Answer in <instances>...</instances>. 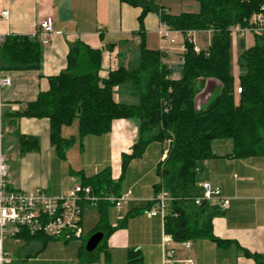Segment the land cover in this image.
Listing matches in <instances>:
<instances>
[{
	"label": "trees",
	"instance_id": "obj_1",
	"mask_svg": "<svg viewBox=\"0 0 264 264\" xmlns=\"http://www.w3.org/2000/svg\"><path fill=\"white\" fill-rule=\"evenodd\" d=\"M139 8L137 58L120 64L100 76L101 51L83 42L74 43L66 55L65 69L47 78L48 88L40 91L33 102L25 103L16 118L47 119L50 143L61 156L73 139L60 136V129L78 119L79 138L101 136L111 130L120 119H133L138 124V135L129 155H122V173L126 164L140 158L152 142L168 141L165 158L158 164L159 182L153 186L154 195L163 189L170 197L163 218V232L175 243L207 239L220 247L224 241L212 233V220L223 214L218 206L194 200L201 195L197 175L201 163L214 157L211 142L229 139L228 159L264 157V33L253 34V44L245 47L238 42L237 63L241 68L238 86L241 92L235 98L234 77L229 66V38L233 25H246L253 15L264 16V0H187L198 4L197 12L178 15L166 13L156 0H118ZM156 13L159 23L172 30L209 31L210 42L200 53H194L186 44L183 62L165 64V53L149 50L144 45L143 19L147 13ZM41 45L38 38L6 36L0 46V69L37 70ZM173 76H177L176 79ZM206 80L215 81L220 89L208 103L197 108L195 98ZM126 86L137 104L116 102L114 88ZM20 152L38 148L35 138L18 135ZM96 196H121L120 180L112 181L108 169L82 179ZM111 203L97 205L98 221L91 231L101 232L103 239L92 252H86L80 239L61 240L42 234L23 231L18 238L26 242L43 239L39 249L29 255L36 257L49 240L77 241L80 263L97 262L102 255L109 264L107 239L124 227L127 217L111 227L106 208ZM149 201L146 209H149ZM131 215L130 212L127 214ZM255 264H264V257L243 251ZM125 264H143L140 255L129 251Z\"/></svg>",
	"mask_w": 264,
	"mask_h": 264
},
{
	"label": "crops",
	"instance_id": "obj_2",
	"mask_svg": "<svg viewBox=\"0 0 264 264\" xmlns=\"http://www.w3.org/2000/svg\"><path fill=\"white\" fill-rule=\"evenodd\" d=\"M156 1L166 13L176 15L167 11L162 0ZM0 8L8 12L7 19H0V35L4 37H30L41 20L48 16L52 18L53 35L49 45L40 48L38 69L3 71L9 85L1 90L0 98L6 136L4 150L8 156L9 186L24 192L42 188L48 195L57 196L60 192L68 190L62 187L58 172H55L60 168L61 159H64V151L60 156L51 145L48 120L16 118L11 114L20 112L25 103L33 102L40 91L48 88L47 78L65 69L68 50L76 42H83L90 48L101 51V77L115 68L114 57L119 59L125 54L135 59L131 45L137 46L138 38L133 37V34L138 31V17L141 11L118 0H0ZM159 24L156 13L145 15L144 45L149 50H163L162 52L165 51L163 48H166L163 62L167 65L177 64L178 47L161 44L157 35ZM253 39L254 35L251 33L241 37L245 47L251 46ZM209 40L210 36L205 45ZM233 77L235 86L238 84V76ZM173 78L176 79L177 76ZM219 89L215 81L206 80L195 98V104L204 106ZM114 100L120 102L118 99ZM138 124L133 119L115 120L108 133L101 136H85L79 140H76L75 135H67L64 126L61 127L60 136L73 139V143L64 150H110L107 159L101 160L99 165L85 169L81 164L77 171L70 169L72 184H81L82 179L92 177L105 169L110 173L111 166H114V171L121 169L119 164H122V155L131 153L132 145L137 139ZM18 135L35 138L38 148L20 152ZM106 139L113 142L112 147L109 148ZM160 144H164L165 149H161ZM151 147L161 150L155 163L157 181L151 183L152 196L139 191L140 188L137 187L140 179L131 184L132 190L123 191L120 186L121 195L130 191L125 203L128 205L127 214L130 212L131 215H128L124 227L115 230L107 239L109 264H125L129 251L138 253L143 264H161L163 220L159 216L148 217L145 211L148 210V202L154 197L153 186L159 182L156 168L165 158L168 141L152 142L145 150ZM213 155V158L202 162L205 165L201 166L197 181L198 184L208 182L217 187L221 196L229 200L223 214L212 220V233L224 241V245L218 247L207 239H200L189 241V248H184L180 243L173 242V264H180L178 262L182 260H191L192 264H255L251 258L244 256L243 251L264 257V157L241 159L240 165L239 159L220 164L224 162L218 159L225 158V155ZM240 166L241 176L235 173ZM110 178L114 182L117 181L116 175L112 173ZM95 210L98 217L97 209ZM121 219L122 216H118L115 224L109 225L113 227Z\"/></svg>",
	"mask_w": 264,
	"mask_h": 264
},
{
	"label": "built area",
	"instance_id": "obj_3",
	"mask_svg": "<svg viewBox=\"0 0 264 264\" xmlns=\"http://www.w3.org/2000/svg\"><path fill=\"white\" fill-rule=\"evenodd\" d=\"M8 12L0 8V19H7ZM52 18L46 17L41 20L30 37H37L41 46H48L53 35ZM246 33H264V16L253 15L247 20L246 25H233L230 34L241 38ZM199 34L210 36L209 31L195 30H172L168 26L160 23L157 35L164 46H176L179 50V62H183V54L186 52V44H191L194 53H200L208 47H201L196 42ZM4 36L0 35V46L4 41ZM210 42V40H209ZM166 51V48H163ZM163 51V50H162ZM164 51V52H165ZM9 85V80L3 75L0 69V92ZM241 88L237 86L235 93L239 94ZM5 128L3 125V110L0 98V264L9 262L7 252L4 249V242L11 240L17 242L18 236L27 231L29 234H42L46 237L59 238L61 240L80 239L81 217L84 209H96L100 201H106L114 205L117 209L128 201L130 192L119 197L96 196L92 194L90 187L74 184L72 188L60 192L57 196L48 195L42 188H34L28 192L14 190L7 181L8 156L4 151L3 140ZM201 190L200 197L194 200L195 205L206 202L209 205L218 206L225 210L229 205V200L221 196L217 187L211 186L208 182L198 184ZM169 195L161 189L150 200L151 206L145 211L148 217L159 216L163 220L167 205L170 202ZM32 225L34 229H31ZM173 241L170 236L163 233L161 239V264H173L174 249L171 247ZM180 245L189 248V242H182ZM180 264H192L191 260L179 261Z\"/></svg>",
	"mask_w": 264,
	"mask_h": 264
},
{
	"label": "rangeland",
	"instance_id": "obj_4",
	"mask_svg": "<svg viewBox=\"0 0 264 264\" xmlns=\"http://www.w3.org/2000/svg\"><path fill=\"white\" fill-rule=\"evenodd\" d=\"M162 3L167 9V11L171 14L177 15L183 12L198 11V4L194 1L162 0ZM208 39L209 35L199 34L196 37V42L199 46L205 47L206 40ZM238 39L240 38H237L234 35L230 34L229 66L230 72L233 76H238L241 73V68L237 63ZM131 48L133 49V54L137 58V46L132 44ZM136 58L134 59L133 56L132 58L127 57L125 54H123L119 59L118 57H114L113 59L116 62L115 68L118 67L120 64L126 65L129 61L134 62ZM237 86L238 84L235 85L234 88H236ZM114 89V99H118V101H120L121 103L137 104V99L130 95L129 90L126 86H119ZM234 94L235 98H237V94ZM195 106L197 108L202 107L200 106V103H196ZM64 129L67 135H75L76 140H79L78 119H74V121L70 125L64 126ZM5 138L6 136L4 135L3 147L6 145ZM105 141L107 142V144H109V148L112 147V141L110 142L109 139H106ZM159 146L161 149H165L164 144H160ZM211 151L216 155H225V153L231 151V141L229 139L214 140L211 142ZM108 152L110 154V150H64V159H61L60 161V168H58V170H55V172H58L59 182L61 183L62 187L68 190L72 188L73 182L70 179V169H72V171H77L76 169L81 164L84 165L85 169H88L90 167L92 168L94 165H99L101 163V160L104 161L105 159H107ZM160 152L161 150H155V147H151L149 150H144L140 158L132 160L129 165L126 164L127 168L125 169L124 173H122V169L116 171L112 170L114 166L109 167L110 173H112V175H116V180H120V184L123 191H125L126 189L132 190L131 184L140 179L139 186L137 187L140 188L139 191L141 190L142 192H144V194H149L150 196H152L151 183H155L157 181L155 174V163L158 159ZM218 160H222V162H224L220 164H227L232 159L221 158ZM239 161L238 162L241 165V159H239ZM204 165L203 163H201V166ZM119 166L121 167L120 164ZM204 168L203 170L205 173ZM235 173L241 176V166L239 167V170H237ZM76 181L78 182V179H76ZM127 210L128 205L126 203H123L120 209H117L114 205H109L107 213L108 223L110 225L115 224L118 216H122V219L126 217L129 218L127 216ZM97 221L98 217L94 208L84 209L81 217V231L83 236L81 246L85 245ZM41 242H43V239L41 238L40 240L36 239L35 241L29 242H26L22 239L17 240V242H12L11 240L5 241L4 249L8 254L7 258L9 259V262L6 264H85L80 263L79 259L77 258L76 253L79 247V242L77 241L63 242L60 240H49L44 250L39 255H37L36 257L29 255V253L31 254L32 252L40 248V246L42 245ZM88 264H104V259L102 255H100L97 262Z\"/></svg>",
	"mask_w": 264,
	"mask_h": 264
},
{
	"label": "water",
	"instance_id": "obj_5",
	"mask_svg": "<svg viewBox=\"0 0 264 264\" xmlns=\"http://www.w3.org/2000/svg\"><path fill=\"white\" fill-rule=\"evenodd\" d=\"M31 229H34V226L32 225ZM103 239V234L101 232H95L90 235L88 240L86 241L84 245V250L86 252H92L94 251L97 246L100 244V242Z\"/></svg>",
	"mask_w": 264,
	"mask_h": 264
}]
</instances>
